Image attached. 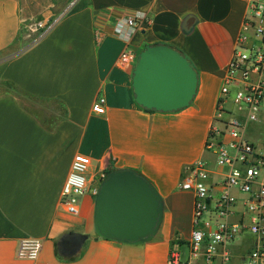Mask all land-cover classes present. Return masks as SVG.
I'll return each mask as SVG.
<instances>
[{
	"label": "crops",
	"instance_id": "0c3cea01",
	"mask_svg": "<svg viewBox=\"0 0 264 264\" xmlns=\"http://www.w3.org/2000/svg\"><path fill=\"white\" fill-rule=\"evenodd\" d=\"M74 1L46 0L44 6L43 0H0V81L13 87L0 91V264H166L171 241L178 237L188 244L192 229L193 193L178 189L183 168L200 159L209 162L211 209L229 170L213 169L206 140L248 0H84L79 10L62 14ZM136 10L148 14L149 26L129 42L114 35V17ZM189 15L195 20L187 32L182 23ZM34 17L52 27L27 47L25 25ZM96 29L104 31L99 40ZM156 41L179 46L198 69L199 92L186 109L148 112L133 100L131 68L119 66L118 58L125 49L137 53ZM100 96L104 113L92 110ZM33 98L57 105L38 106ZM221 106L225 120L236 113L232 95ZM263 120L264 108L243 126L258 147L264 127L260 134L255 129ZM230 140L223 136L224 144ZM76 153L88 156L90 165L79 212L72 215L61 205L60 193ZM117 168L141 172L164 200L160 230L146 243H118L93 232V188L102 173ZM259 186L260 179L253 191ZM229 192L236 203L226 220H247L248 195L235 187ZM240 236L243 247L236 243ZM25 237L43 241L34 260L16 256ZM253 241L247 231L239 235L229 245L230 264H241Z\"/></svg>",
	"mask_w": 264,
	"mask_h": 264
},
{
	"label": "built area",
	"instance_id": "2783aa9c",
	"mask_svg": "<svg viewBox=\"0 0 264 264\" xmlns=\"http://www.w3.org/2000/svg\"><path fill=\"white\" fill-rule=\"evenodd\" d=\"M77 1L72 2L62 14H66ZM150 23L151 18L145 12H124L114 17L111 32L129 42ZM46 25L42 22L29 24L28 34L36 33ZM103 34L104 31L96 29V40ZM136 54L129 48L123 50L118 58V65L131 68ZM229 95H232L236 113L225 120L221 105ZM263 108L264 0H248V11L244 15L241 32L236 38L226 74L220 85L216 115L206 140V149L213 154L214 163L229 166V170L219 183L222 190L211 209L214 184L211 182L209 162L200 159L183 168L178 189L191 191L194 196L188 252L182 261L180 244L174 243L170 247L166 264H230L232 254L229 245L245 231L253 235L254 241L241 264H264V142L258 147L243 132L244 121L257 120L258 113ZM92 110L104 113L103 96L95 100ZM224 135L230 136L231 140L227 144L223 143ZM89 165L88 156L76 153L60 193V203L69 214L75 215L79 212V197L87 189L86 174ZM104 175L105 173L100 175V180ZM259 179L260 186L257 191H253V185ZM232 187L248 195L243 202L247 220H226L236 203V198L229 192ZM96 190L97 188H93L94 194ZM208 213H213L215 218L206 219L205 215ZM42 246V239L22 238L18 242L16 256L34 260L39 256Z\"/></svg>",
	"mask_w": 264,
	"mask_h": 264
},
{
	"label": "water",
	"instance_id": "95a60500",
	"mask_svg": "<svg viewBox=\"0 0 264 264\" xmlns=\"http://www.w3.org/2000/svg\"><path fill=\"white\" fill-rule=\"evenodd\" d=\"M194 17L182 29L190 31ZM134 102L149 111L171 113L188 108L199 92L198 69L179 46L165 41L144 45L131 66ZM164 200L153 183L133 168H117L100 180L94 195L93 232L123 244H142L159 232Z\"/></svg>",
	"mask_w": 264,
	"mask_h": 264
},
{
	"label": "rangeland",
	"instance_id": "374dc122",
	"mask_svg": "<svg viewBox=\"0 0 264 264\" xmlns=\"http://www.w3.org/2000/svg\"><path fill=\"white\" fill-rule=\"evenodd\" d=\"M43 5L45 6V3H46V0H43ZM36 22H42V23H44V24H50V22H47V21H43V20H41V19H36L35 17L33 18V19H30V20H28L27 22H26V25H25V28H26V31H27V26L29 25V24H33V23H36ZM28 32V31H27ZM34 34L35 33H33V32H31V33H29L28 35V38H32L33 36H34ZM30 102L32 103V104H35V105H47V106H50V105H52V106H56L57 105V103L56 102H49V101H45V100H39V99H30ZM30 103V104H31ZM262 127H264V120L259 124V127L258 128H256L255 129V133H257V134H260V132H261V129L260 128H262ZM252 132H253V130H252ZM215 164V163H214ZM213 169H215V170H221L222 169V167L221 166H219V165H217V164H215L214 165V168ZM247 236H248V234H247ZM243 237H245V236H243ZM243 237H239L238 239H237V242L236 243H240L239 244V246H241V247H243V246H245V243L242 241V238ZM179 252H180V257H181V260L183 261V260H185V258H186V256H187V252H188V245L187 244H183V245H180L179 246Z\"/></svg>",
	"mask_w": 264,
	"mask_h": 264
},
{
	"label": "trees",
	"instance_id": "16d2710c",
	"mask_svg": "<svg viewBox=\"0 0 264 264\" xmlns=\"http://www.w3.org/2000/svg\"><path fill=\"white\" fill-rule=\"evenodd\" d=\"M72 3H70L69 7L71 6ZM85 5V1L84 0H78L70 9L69 11L66 12V14H70L76 10H79L80 8H82ZM52 27V25L50 26L49 24H47L43 29H41L40 31L36 32L34 34V36L32 38H28L27 39V43L26 46H32L33 44H35L37 41H39L41 38H43L49 31L50 28ZM13 90V87L10 83L6 82V81H0V91H11ZM146 110V109H144ZM148 112H153V111H149L146 110ZM113 169H108L107 171H105V173L111 171ZM178 237H175L172 241H171V245H173L174 243L178 242L180 245L183 244V242H180L179 239H177Z\"/></svg>",
	"mask_w": 264,
	"mask_h": 264
}]
</instances>
